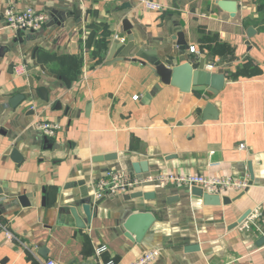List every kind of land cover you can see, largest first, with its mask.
<instances>
[{
  "label": "crops",
  "instance_id": "crops-1",
  "mask_svg": "<svg viewBox=\"0 0 264 264\" xmlns=\"http://www.w3.org/2000/svg\"><path fill=\"white\" fill-rule=\"evenodd\" d=\"M153 1L163 10L140 0H0V224L15 237L0 233V264H130L154 248L161 252L155 264H264V0H233L234 17L220 0ZM9 6L48 19L18 33L6 23ZM201 26L235 54L228 61L185 51L196 64L205 57L212 72L224 71L217 94L165 85L155 91L160 80L149 63L109 62L116 36L125 39L130 29L137 47L175 67L179 35L199 52ZM20 65L25 75H16ZM208 103L218 120H203ZM46 121L59 124L56 138L36 127ZM13 149L21 161L12 159ZM109 153L117 160L93 161ZM140 162L148 171L136 174ZM112 169L141 180L163 173L247 179L249 187L225 192L231 204L207 206L186 186L147 182L101 199L88 222L83 206L97 202L96 185ZM136 191L155 198L125 199ZM132 205L156 218L141 243L121 227ZM72 209L85 228L76 226ZM189 245L200 249L187 251Z\"/></svg>",
  "mask_w": 264,
  "mask_h": 264
},
{
  "label": "water",
  "instance_id": "water-1",
  "mask_svg": "<svg viewBox=\"0 0 264 264\" xmlns=\"http://www.w3.org/2000/svg\"><path fill=\"white\" fill-rule=\"evenodd\" d=\"M220 9L230 13L234 17L237 13L239 3L233 0H220L217 2ZM78 16L79 13L77 12ZM129 26V25H128ZM127 26V27H128ZM129 28H131L129 26ZM22 31H18L21 33ZM253 29L248 30V35L251 36ZM179 46H180V62L181 64L170 67L165 62L161 61L155 53L146 51L137 47L135 43V37L130 29H127V38L122 42L119 39L113 41L110 49L109 62H114L116 59L119 60H130L137 59L142 63H149L154 68L156 76L159 78V83L155 86V91L161 89V85L172 86L179 89L181 92H201L208 91L212 94H217L225 85L226 76L223 70L218 72H212L206 69V58L202 57L198 64L193 62L186 56V50L190 51V46L186 44V41L179 35ZM30 84L33 85L32 79H30ZM150 96V95H149ZM21 99V96L15 98L13 105L16 101ZM219 112L217 108L212 104L208 103L204 112L203 120L205 121H215L218 120ZM11 157L15 162H19L23 159V156L17 149H13L11 152ZM118 156L116 153H109L106 155L98 156L93 159L94 162H105L117 160ZM133 169L136 174L145 173L148 171V163L140 162L134 163ZM249 171L251 175V183H253L254 171L252 164H249ZM191 194L196 197H201L203 202L207 206H220L222 204H231V199L228 197H222L220 195H212L204 192L201 188L192 187ZM150 200L154 199L155 195L152 192L136 191L125 195L127 201L136 199ZM21 204L23 206H28L29 201L26 196L20 197ZM101 203L98 200L95 203L85 204L83 206L84 213L86 215L87 221L90 222L92 219L91 209L94 205H99ZM137 209V211H134ZM252 210H247L235 223L231 225V229L237 227L243 223L251 214ZM72 215L75 219L76 226L78 228H85V221L79 216L76 209H72ZM156 218L151 213L143 209L142 207L130 206L123 217L121 227L123 229L124 235L131 241H136L141 243L150 228L155 223ZM264 244V235L259 239L258 245ZM200 248L198 245H189L186 247L187 251H198Z\"/></svg>",
  "mask_w": 264,
  "mask_h": 264
},
{
  "label": "built area",
  "instance_id": "built-area-1",
  "mask_svg": "<svg viewBox=\"0 0 264 264\" xmlns=\"http://www.w3.org/2000/svg\"><path fill=\"white\" fill-rule=\"evenodd\" d=\"M140 5L144 8L152 11L163 10V5L153 0H140ZM48 17L44 13L36 11L34 8H27L23 11L16 10L13 6H9L5 11V20L9 28L15 31H37L43 27ZM116 39L124 41V38ZM190 52L200 56H204L197 52L195 47H190ZM214 64H209L206 69L213 71ZM15 73L18 76L26 74L25 65H20L15 68ZM139 97H135L138 100ZM36 127L42 132L43 135L56 138L60 126L53 122H38ZM241 149L244 148L242 144ZM147 182H158L161 184H174L177 186H186L189 189L192 187L201 188L204 192L212 195L222 196L225 192L235 189L244 191L249 187V181L247 179L238 180L231 177H217V176H203V175H180V174H159L156 177L148 180H141L131 177L123 170H108L103 178H101L95 188V199L101 200L108 195H118L130 192L137 187L142 186ZM4 232L7 239L12 241L15 239L14 235L3 225L0 224V233ZM102 249L99 250V252ZM160 249L154 248L144 254L130 264H155L160 257ZM46 264H57L54 260H48ZM104 264H114L113 262Z\"/></svg>",
  "mask_w": 264,
  "mask_h": 264
},
{
  "label": "trees",
  "instance_id": "trees-1",
  "mask_svg": "<svg viewBox=\"0 0 264 264\" xmlns=\"http://www.w3.org/2000/svg\"><path fill=\"white\" fill-rule=\"evenodd\" d=\"M201 35L198 39L200 54L217 55L223 54L228 61L235 59L234 50L229 44L222 41L219 34L206 30L205 26H201Z\"/></svg>",
  "mask_w": 264,
  "mask_h": 264
}]
</instances>
